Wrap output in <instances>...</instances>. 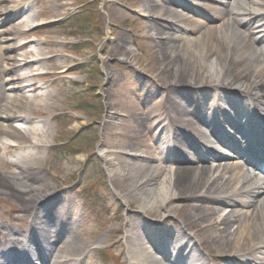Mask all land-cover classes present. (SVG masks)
Segmentation results:
<instances>
[{"label":"bare ground","instance_id":"obj_1","mask_svg":"<svg viewBox=\"0 0 264 264\" xmlns=\"http://www.w3.org/2000/svg\"><path fill=\"white\" fill-rule=\"evenodd\" d=\"M22 1L8 7L0 0L4 23L20 13ZM197 1H143L137 28L154 41L152 63L140 61L123 44L113 49L128 68H141L150 74L148 82L162 87H155L162 94L155 99L147 89L127 82L111 94L112 71L107 74L108 113L97 159L108 172L105 177L100 174V183L109 182L114 197L136 212L135 219L126 220L124 231L127 264H264V182L250 181L239 162L249 156L246 149L256 145L249 138L264 136L252 122L254 118L264 122V47H259L264 34L258 29L263 25L254 31L247 22L250 14L256 17L255 24L259 22L260 0L228 3L226 19H222L225 0L204 5ZM16 27L23 28L21 21L2 28L8 36L4 41L11 40ZM15 48L2 44L0 52ZM49 55V50L38 51L32 61L43 62ZM0 59L6 73L0 75V170H5L0 171V196L12 198L22 208V217L31 222L19 227L0 206V264H83L86 245L70 227L78 216L70 218L64 212L52 222L28 204L51 194L54 187L45 176L60 181L65 177L60 168L50 172L45 152L54 138L51 128L71 122L91 128L92 123L50 107L57 97L51 89H57L56 83L68 73L65 66L57 73L47 72L56 81L51 89L41 83L35 92L27 79L31 60H24L19 50ZM201 85L221 89L226 98L197 103L186 92H199ZM234 95L247 97L252 114L247 112V101L241 105L232 101ZM59 131L68 132L65 127ZM63 144L68 153H82L81 147ZM257 160L263 162L255 154L246 161L254 165ZM73 172L68 167L64 174ZM176 202L175 231H147L155 225L143 213H159ZM35 236L43 240L42 247L32 246L34 258L28 260L24 248Z\"/></svg>","mask_w":264,"mask_h":264},{"label":"rangeland","instance_id":"obj_2","mask_svg":"<svg viewBox=\"0 0 264 264\" xmlns=\"http://www.w3.org/2000/svg\"><path fill=\"white\" fill-rule=\"evenodd\" d=\"M18 1L4 0L3 3L10 7L12 3L16 4ZM143 1L23 0L18 4L20 13L10 22L5 21L4 23L3 14L0 15V41H2L0 46L12 44L16 47L13 51H1L0 57L3 54H14L16 50H19L23 53L24 60H31L26 67L27 79L35 92L39 90L41 83L43 87L51 89L49 85L56 81L51 80L49 73H57L62 65L65 66L68 73L63 80L56 83L57 89H51L57 97L54 101H50V107L58 111H68L67 116L75 117L79 122L92 123L90 128L88 125L86 127L81 126L80 123L71 122L69 126H64L68 130L65 133L59 131L60 128H64L63 125H60V128L59 126L51 128L54 138L50 148L45 152L50 160V172H57L60 168L65 177L60 181V179L45 176L50 180V185L54 187L51 194L38 198L34 204L32 202L28 204V207L34 208L36 214L40 217L45 215L44 217H49L52 222L64 212L70 213L71 218L78 216L74 224L72 220L69 223L72 222L70 227L74 233L76 232V237L86 245L83 264H127L124 231L127 226L126 220L129 217L135 219L136 212L133 208L125 206L118 197H114L109 182L100 183V174L105 177L108 172H104L103 165L97 159L99 154L97 148L98 139L103 132V122L108 113L105 106L106 90L109 87L108 73L112 71L113 75L112 91H109L111 94L115 93L122 83L127 82L139 90L147 89L154 99L162 95L154 90L155 87L158 90L162 89L160 84L148 82L151 80L149 73L136 66L128 68L120 60L118 49L113 50L116 46L118 47V44L119 46L123 44L128 51L137 54L140 61L153 62L150 53L153 51L154 41L143 36L145 33L137 28ZM233 1L225 0V3H222V8L226 11L222 19L229 17L227 15L229 5L227 4H233ZM158 3L157 1L156 4ZM197 3L204 5L212 2L198 0ZM257 12L259 22L255 24L257 20L252 14L247 16V22L254 27V31L257 30L258 25H263V27H258L263 35L264 0L259 1ZM20 17L22 18L19 19ZM28 19L33 22L27 23ZM18 21H21L23 28L13 29L9 36L11 40L4 41L8 36L1 33L2 28ZM244 30L249 29L244 28ZM24 41L26 43L21 45ZM259 47H264V44H259ZM46 50H49L51 55L45 61H35V63L32 61L38 51L46 52ZM4 65V60L0 59V75L3 77L6 75ZM44 73L48 74L47 78L43 75ZM186 93L196 98L197 103L204 101L207 104L216 98L219 99V96L225 97L226 94L214 86L202 85L199 92L197 89H189ZM233 97L235 100H231L239 105L242 104L239 102L247 101L249 103L247 112L252 114L253 107L245 95H234ZM201 110L198 112L201 113ZM261 114L263 115V112ZM64 142H68L71 148L81 147L82 153L66 152ZM131 153L136 152L131 151ZM85 156L89 159L85 160ZM68 167L74 169L73 176L64 174ZM0 171L4 173L5 170ZM172 205L173 207L167 204L159 213H143V216L145 215V218L147 217L146 219L155 225L147 227V231L157 232L161 228L169 232L175 231L174 208L178 203ZM0 206L14 216L19 227L25 228L31 223L30 219L22 217V208H19L12 198L0 196ZM35 234H31L30 237Z\"/></svg>","mask_w":264,"mask_h":264}]
</instances>
